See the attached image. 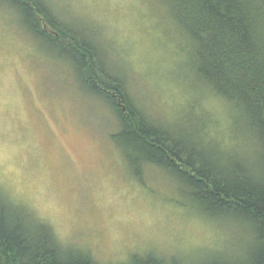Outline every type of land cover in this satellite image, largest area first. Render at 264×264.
Segmentation results:
<instances>
[{"label":"rangeland","instance_id":"rangeland-1","mask_svg":"<svg viewBox=\"0 0 264 264\" xmlns=\"http://www.w3.org/2000/svg\"><path fill=\"white\" fill-rule=\"evenodd\" d=\"M169 19L150 0L85 3L69 23L100 41L109 65L126 70L124 86L147 115L177 129L195 116L185 106L202 108L213 134L228 144L226 105L199 84L190 87L191 48ZM22 33L0 9V192L97 264L177 256L180 245L235 253L237 238L185 206L170 174L147 165L142 180L134 177L109 137L117 127L110 110L69 81L70 74L69 80L59 74L69 69L64 61L49 56L52 64L40 67Z\"/></svg>","mask_w":264,"mask_h":264},{"label":"trees","instance_id":"trees-1","mask_svg":"<svg viewBox=\"0 0 264 264\" xmlns=\"http://www.w3.org/2000/svg\"><path fill=\"white\" fill-rule=\"evenodd\" d=\"M155 1L191 48L190 87L199 84L200 91L226 105V130L233 138L228 144L213 134L202 108L197 113L185 106L195 116L176 131L152 119L126 90V70L109 65L100 41L82 28L50 22L33 0H0V9L29 36L40 67L52 64L49 56L64 61L70 70L59 74L68 80L70 74L69 81L110 110L117 127L109 137L137 180L147 165L186 178L183 183L173 177L184 205L237 238L235 253L215 255L218 264H264V0ZM0 209V264H60L69 257L77 264H97L88 252L63 245L47 223L2 192ZM132 260L184 264L174 255H133Z\"/></svg>","mask_w":264,"mask_h":264},{"label":"snow or ice","instance_id":"snow-or-ice-1","mask_svg":"<svg viewBox=\"0 0 264 264\" xmlns=\"http://www.w3.org/2000/svg\"><path fill=\"white\" fill-rule=\"evenodd\" d=\"M148 2H150V0H33V4L37 11L43 13L44 16L53 23L56 21H73L78 16V10L85 3L115 7L127 5L141 6ZM65 54L70 59L74 60L71 52L66 51ZM150 116L152 119H160V117L155 114H150ZM173 130L176 131L175 128ZM170 175L178 181L187 183L186 178L174 170L170 171ZM208 195L211 194L209 193ZM208 207L214 208L215 205L213 202H209ZM176 254L184 264H218V258L213 254L210 248L203 249L193 248L188 245H180ZM60 264H77V262L69 257L67 259H62Z\"/></svg>","mask_w":264,"mask_h":264}]
</instances>
